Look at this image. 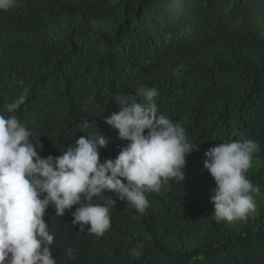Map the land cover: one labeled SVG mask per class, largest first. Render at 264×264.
<instances>
[{
	"label": "trees",
	"instance_id": "1",
	"mask_svg": "<svg viewBox=\"0 0 264 264\" xmlns=\"http://www.w3.org/2000/svg\"><path fill=\"white\" fill-rule=\"evenodd\" d=\"M141 86L196 144L185 178L146 193L143 214L114 197L101 237L72 225L76 206L45 214L57 264H264V0H16L0 10V114L23 98L14 114L42 158L89 133L125 142L104 120ZM238 139L260 146L246 173L256 209L217 223L204 154Z\"/></svg>",
	"mask_w": 264,
	"mask_h": 264
},
{
	"label": "clouds",
	"instance_id": "2",
	"mask_svg": "<svg viewBox=\"0 0 264 264\" xmlns=\"http://www.w3.org/2000/svg\"><path fill=\"white\" fill-rule=\"evenodd\" d=\"M15 5L16 0H0V10ZM156 96V89L145 86L136 95L117 96L120 110L104 123L125 142L89 133L58 157L46 158L14 114L23 98L7 106L10 115L0 114V264H57L45 214L63 217L76 206L72 225L81 232L90 225L87 232L101 237L111 227L114 197L143 214L146 193H158L169 179L184 180L186 157L196 144L188 141L181 124L157 115ZM259 147L252 139H238L205 152L203 167L216 184L211 200L217 223L246 219L255 211L252 193L258 188L246 173ZM49 206L54 210L47 212ZM142 248L138 243L132 255H141Z\"/></svg>",
	"mask_w": 264,
	"mask_h": 264
},
{
	"label": "bare ground",
	"instance_id": "3",
	"mask_svg": "<svg viewBox=\"0 0 264 264\" xmlns=\"http://www.w3.org/2000/svg\"><path fill=\"white\" fill-rule=\"evenodd\" d=\"M205 41V40H204ZM209 47V46H208ZM215 48V47H214ZM204 52V51H203ZM208 57V56H207ZM191 58V57H190ZM210 101V100H209ZM223 106V105H222ZM59 107V106H58ZM209 107V106H208ZM221 107V106H220ZM219 107V108H220ZM215 110V109H214ZM181 111V110H180ZM230 111V110H229ZM95 113H97V112H95ZM192 117V116H191ZM197 117V116H196ZM92 119V118H91ZM231 119V118H230ZM64 120V119H63ZM67 121V120H66ZM209 123H211V122H209ZM63 124V123H62ZM230 124V123H229ZM92 125V124H91ZM221 127V126H220ZM224 127V126H223ZM200 128V127H199ZM191 129V128H190ZM218 130V129H217ZM256 132V131H255ZM192 133V132H191ZM207 133V132H206ZM109 135V134H108ZM192 135V134H191Z\"/></svg>",
	"mask_w": 264,
	"mask_h": 264
}]
</instances>
